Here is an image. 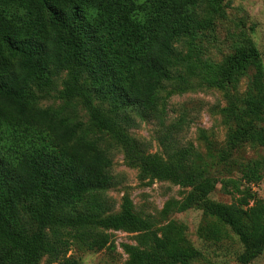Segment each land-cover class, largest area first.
I'll return each instance as SVG.
<instances>
[{
    "label": "trees",
    "instance_id": "obj_1",
    "mask_svg": "<svg viewBox=\"0 0 264 264\" xmlns=\"http://www.w3.org/2000/svg\"><path fill=\"white\" fill-rule=\"evenodd\" d=\"M205 1L0 0V264H38L43 255L50 264H78L67 256L71 245L103 248L102 229L148 231L128 199L111 213L104 193L112 184L110 157L97 132L126 149L145 177L190 186L182 202L168 206L182 210L188 202L201 203L203 212L237 237L238 262L262 252L264 220L257 211L209 201L217 179L204 163L186 149L171 155L169 133L159 139L163 160L123 132L140 120L162 123L159 90L176 69L175 43L201 25ZM257 57L250 43L227 57L217 74L227 78L253 66ZM63 71L64 105L74 97L89 107L95 101L89 125L97 132L58 109L35 107L33 87L51 89ZM260 107L251 99L237 100L226 108L225 122L259 117ZM229 138V148L246 139L263 145L264 130L238 128ZM227 157L219 156L225 172L235 170L247 182L259 179L255 165ZM169 226V233L151 235L153 251L144 253L148 263H185L200 255L175 225L164 229Z\"/></svg>",
    "mask_w": 264,
    "mask_h": 264
},
{
    "label": "rangeland",
    "instance_id": "obj_2",
    "mask_svg": "<svg viewBox=\"0 0 264 264\" xmlns=\"http://www.w3.org/2000/svg\"><path fill=\"white\" fill-rule=\"evenodd\" d=\"M201 25L175 43L179 53L176 69L169 82L159 90L160 123L156 118L138 121L134 127L123 130L139 142L148 154L166 159L159 139L169 133L174 147L170 154L186 149V154L204 163L205 169L217 179L214 190L207 196L214 203L234 204L242 210L257 211L264 220V144L249 139L229 148V136L238 128L264 130V112L259 117L242 118L227 123L224 112L237 100L251 99L264 109V0H209L199 13ZM252 44L258 51L253 66L220 79L218 68L236 50ZM67 72L63 71L56 85L40 91L33 87L35 107L58 109L90 127V107L82 97H74L69 106L64 105L62 91ZM256 85H259L257 90ZM229 100V101H228ZM97 132V131H96ZM97 132L99 146L110 157L109 174L112 184L105 195L112 201L111 213H118L124 199L131 203L132 212L146 221L148 231L102 229L106 245L99 250H87L73 244L67 256L78 264H151L144 257L153 251L151 235L161 237L175 225L184 242L199 250L200 255L185 263L162 264H242L237 254L242 247L237 237L218 219L203 212L201 203L188 202L177 210L168 204L182 202L191 191L190 186H180L171 180L145 177L139 167L128 157V152L114 142L108 134ZM226 152L227 159H236L257 167L259 179L247 182L241 174L225 172L219 156ZM176 156H173L175 159ZM194 160V158L192 159ZM138 253V254H137ZM137 254L136 256H134ZM163 262V261H162ZM38 264H50L43 255ZM157 264V263H156ZM244 264H264L262 252Z\"/></svg>",
    "mask_w": 264,
    "mask_h": 264
}]
</instances>
